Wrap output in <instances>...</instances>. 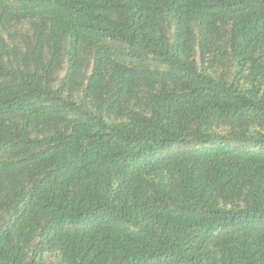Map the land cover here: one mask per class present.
Instances as JSON below:
<instances>
[{"label":"trees","instance_id":"16d2710c","mask_svg":"<svg viewBox=\"0 0 264 264\" xmlns=\"http://www.w3.org/2000/svg\"><path fill=\"white\" fill-rule=\"evenodd\" d=\"M0 264H264V0H0Z\"/></svg>","mask_w":264,"mask_h":264}]
</instances>
